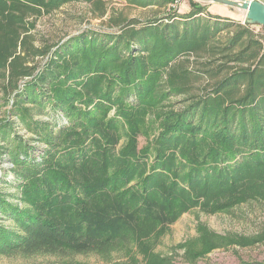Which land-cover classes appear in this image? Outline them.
I'll return each mask as SVG.
<instances>
[{
	"label": "trees",
	"instance_id": "16d2710c",
	"mask_svg": "<svg viewBox=\"0 0 264 264\" xmlns=\"http://www.w3.org/2000/svg\"><path fill=\"white\" fill-rule=\"evenodd\" d=\"M78 2L113 30L55 43L36 30ZM171 3L0 0V91L46 147L32 157L0 121L20 180L18 202L0 191L11 222L0 223V253H106L156 237L190 208L264 198V27ZM135 8L144 14L124 13ZM28 104L68 124L44 132ZM150 114L159 131L139 146Z\"/></svg>",
	"mask_w": 264,
	"mask_h": 264
},
{
	"label": "rangeland",
	"instance_id": "374dc122",
	"mask_svg": "<svg viewBox=\"0 0 264 264\" xmlns=\"http://www.w3.org/2000/svg\"><path fill=\"white\" fill-rule=\"evenodd\" d=\"M171 1L169 6L176 8L180 14L189 11V0ZM200 3L207 6L210 13L215 10L223 11L231 16L229 18L244 21V12L241 10L222 7L212 2ZM113 5L122 8L121 4ZM124 13L142 16L144 11L135 8L130 9V12L124 10ZM34 26L50 43L62 42L86 29L113 30L81 2L66 4L52 15H44ZM253 28L258 30V25H253ZM46 59L47 57L40 59L41 66ZM12 100L13 94L4 97L0 91V121L11 123L12 133L27 140L31 147L30 155L38 158L46 147L33 131L18 121L11 109ZM25 107L33 120L47 125L43 131L54 136L58 135L62 126L68 124L61 112L53 114L49 107L44 110L34 104ZM158 131V122H154L153 114H150L138 136L139 146L152 140ZM122 142L123 139L120 144ZM0 145L3 142L0 141ZM19 182L13 173L11 161L0 149V191L9 202H18L16 198ZM0 223L10 225L9 215L0 212ZM145 241L130 242L129 247L122 245L106 253H0V264H264V198L236 199L213 210L190 208L166 226L159 235Z\"/></svg>",
	"mask_w": 264,
	"mask_h": 264
},
{
	"label": "water",
	"instance_id": "95a60500",
	"mask_svg": "<svg viewBox=\"0 0 264 264\" xmlns=\"http://www.w3.org/2000/svg\"><path fill=\"white\" fill-rule=\"evenodd\" d=\"M218 3L244 12V22L264 27V2L258 0H198Z\"/></svg>",
	"mask_w": 264,
	"mask_h": 264
},
{
	"label": "crops",
	"instance_id": "0c3cea01",
	"mask_svg": "<svg viewBox=\"0 0 264 264\" xmlns=\"http://www.w3.org/2000/svg\"><path fill=\"white\" fill-rule=\"evenodd\" d=\"M216 5H221V4H218V3H216ZM222 7H226V6H223V5H221ZM208 11H211L209 8H208ZM211 13H213V14H215V15H219V16H222V17H231L230 15H228L227 13H225V12H220V11H218V10H215V12H211Z\"/></svg>",
	"mask_w": 264,
	"mask_h": 264
}]
</instances>
